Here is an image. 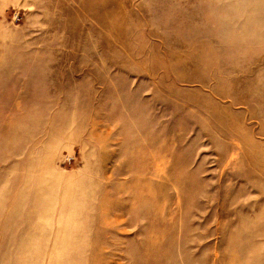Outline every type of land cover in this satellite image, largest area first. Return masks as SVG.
Here are the masks:
<instances>
[{"label": "rangeland", "instance_id": "obj_1", "mask_svg": "<svg viewBox=\"0 0 264 264\" xmlns=\"http://www.w3.org/2000/svg\"><path fill=\"white\" fill-rule=\"evenodd\" d=\"M0 264H264V0H0Z\"/></svg>", "mask_w": 264, "mask_h": 264}]
</instances>
